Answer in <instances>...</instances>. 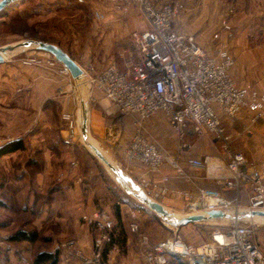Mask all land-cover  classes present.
<instances>
[{"label": "built area", "instance_id": "built-area-1", "mask_svg": "<svg viewBox=\"0 0 264 264\" xmlns=\"http://www.w3.org/2000/svg\"><path fill=\"white\" fill-rule=\"evenodd\" d=\"M111 7L122 15L130 14L135 8L145 27L129 33L132 52L127 56L124 69L109 63L100 73L87 74V84L99 90L119 116L130 119L133 134L124 145V154L128 161L144 165L148 174L132 186L126 179L121 181V188L134 196L135 188L143 190L150 201L161 204L166 211L163 202L170 194L177 195L184 202L180 217L212 210L233 217L224 218L232 221L227 230L213 229L208 239L199 245L183 239L175 226L171 227L172 235L154 243L142 235L140 246L145 263L264 264V255L253 239L254 231L242 222L241 216L244 211L264 212V169L250 165L244 154L236 152L232 146L234 138L251 135L252 126L264 118V93L237 84L232 76L235 59L227 40L233 37L232 25L227 18H222L218 30L212 34L215 40L212 51L206 52L194 35L177 30L175 23L184 10L180 1L111 0ZM7 59L5 55L4 60ZM22 62L71 76L66 67L47 52L30 53ZM242 109L253 116L248 125L233 135L222 123L220 114L234 119ZM157 114L167 118L180 151L190 147L185 140L190 130L198 135H211L221 146L223 164L212 167L207 156L189 158L186 166L181 164L176 154L149 137L145 129V123ZM62 118L67 123L68 139L82 142L81 121L79 123L69 113L62 114ZM106 132L108 135L115 132L113 126H108ZM5 141L0 137V146ZM187 167L203 169L206 176L213 177L224 191H233L235 197L230 198L213 188L200 187L196 192H189L166 186L170 177L163 175V170L170 168L177 177L190 181L193 176ZM155 174L160 175L159 179L154 178ZM242 192L247 193L248 204L240 210L238 198ZM84 221L98 231L91 253L77 248L72 240L62 244V249L83 264H104L102 249L113 240V220L106 211L94 210ZM130 228L136 232L137 223L132 222Z\"/></svg>", "mask_w": 264, "mask_h": 264}, {"label": "crops", "instance_id": "crops-1", "mask_svg": "<svg viewBox=\"0 0 264 264\" xmlns=\"http://www.w3.org/2000/svg\"><path fill=\"white\" fill-rule=\"evenodd\" d=\"M206 1L202 0L201 3ZM227 7L222 13L215 10L212 14H206L205 11L199 13L194 8L186 9L176 21L175 26L182 33L195 35L198 41L206 44L205 47L200 43L202 48L210 52L215 42L212 34L218 30L219 21L225 15L233 27V37L227 39L228 49L235 57V63L231 68L232 76L237 84L255 88L264 93V0H236L235 4L229 6L231 12L230 10L227 12ZM141 25L144 28L142 21ZM207 36L209 43L205 40ZM80 67L82 68L81 65ZM85 85L87 84L75 83L71 76L59 75L47 69L35 66L25 67L20 63H1V133L8 138L5 142L18 138L23 139L24 148L4 154L0 160L20 156L21 160L30 158L29 162L33 163L35 159L39 163V168L34 174L39 190L49 189L48 192L55 193V206L60 212L64 209L68 211L67 220L69 222L79 224L81 213L84 216L90 215L97 205L103 204L106 212L115 221V233L118 230L122 232V229H125L123 215L129 210L127 204L133 199L137 201L136 196L122 188L126 193L125 197H117L116 186L108 180L102 183L103 194H96L94 189L91 195L89 193L82 195L83 200H80L81 192H78L80 177H77L79 162L73 159L77 147L74 142L66 138L67 130L61 118L62 113H70L72 116L80 114L82 140L86 147L88 144H93L95 147L102 144L106 148L110 147L113 154L116 149H120L118 156L124 162L123 172L129 175L127 181L130 186L137 184L139 179L148 174L144 165L128 161L125 157L124 145L130 139L125 136V131L132 128L131 124L123 122L119 116L115 115L114 105L105 99L99 90L93 87L87 88ZM220 115L222 123L233 135L242 126L248 125L253 116L246 109L240 110L234 119ZM110 121L115 132L108 135L106 127ZM252 128L254 130L251 135L243 134L234 138L232 146L236 152L244 154L250 165L264 169V118L258 120ZM145 129L149 137L176 154L181 164L185 166L189 158L204 156L210 159L213 166L223 164L220 144L212 139L214 148L206 151L208 144H206L204 135L194 134L192 130L185 138L190 147L180 151L177 137L171 130L167 118L162 114H157L147 121ZM88 149L91 151L90 147ZM104 157L111 163L113 162L108 155L104 154ZM220 170L222 171V168ZM187 171L193 176L190 181L177 177L170 168L161 173L169 175L166 186L173 190L196 192L200 187L213 188L220 190L230 198L235 197L233 191H224L213 177L206 176L203 169L187 167ZM159 176L155 174L154 178L159 179ZM51 178H53L52 181ZM49 182H53V185L48 188ZM242 196L238 198V202ZM163 204L167 209L177 211L179 215L184 208L182 199L174 194H170ZM140 206L143 208L141 204ZM143 211L150 214L145 209ZM70 213L71 218H69ZM62 215L60 213V217ZM61 220H64L63 216ZM213 220L201 222H212Z\"/></svg>", "mask_w": 264, "mask_h": 264}, {"label": "rangeland", "instance_id": "rangeland-1", "mask_svg": "<svg viewBox=\"0 0 264 264\" xmlns=\"http://www.w3.org/2000/svg\"><path fill=\"white\" fill-rule=\"evenodd\" d=\"M156 1L158 3L180 1L184 5L183 13L186 9L194 8L199 13L205 11L206 14H212L215 10L222 13L226 6H228L227 12H229V6L236 2V0H207L205 3H201L202 0ZM223 17L227 18L225 15ZM141 21L143 24V19L135 8L128 15L114 12L111 7V0H14L0 9V48L2 46L11 47L7 50L8 59L2 63H20L25 67L35 66L46 70L47 68L42 66H28L22 62V58L30 55V53L35 55L44 53L31 47L17 45L22 41L35 39L61 47L82 66L89 76L97 74L109 63H115L119 69H124L127 56L132 52L129 33L137 28L143 29ZM205 38L209 43V37ZM195 39L197 40L196 37ZM198 43L200 45L201 42L198 41ZM201 45L206 47V44L201 43ZM85 86L90 89L92 87L88 84ZM115 115L119 116L117 111ZM73 118L78 122L81 120L80 114L73 115ZM119 118L123 122L126 121L131 124L127 117L119 116ZM116 120L117 118L114 119L115 122ZM63 121L67 129V123L64 119ZM111 123L110 121L106 130L108 126L112 125ZM80 124V129H82V124ZM1 126L0 121V137L7 140L8 138L1 133ZM130 128L125 131L127 137H131L133 134L132 128L131 130ZM203 135L206 144H208V147L205 148L206 151L213 149L211 135L206 133ZM66 138L69 140L68 137ZM74 143L77 149H75L73 159L79 162L77 177H80L78 180L80 182L78 190L81 192L79 194L80 200H83L82 195L88 193L91 195L94 189L96 194H103L102 183L108 180L116 186V196L125 197L126 193L119 185L129 175L123 172L124 162L118 156L120 149H116L117 151L115 150L113 154L110 147L106 148L102 144H98L100 147L98 149L102 150L113 161V164L110 162L112 167L106 166L93 155L92 151L91 154L83 141L77 139ZM27 161L29 162L30 158L21 160L20 156L0 160V264H33V260L39 251L57 253L56 264H83L68 254L67 251H64L61 245L72 240L77 248L85 253H91L98 231L84 221L89 214L84 216L81 213L79 224L69 222L67 220L68 211L64 209L63 212H60L55 206V193L48 192L49 189L39 190L38 182L34 176L39 168V163L35 159L33 163H27ZM211 166H213L212 163ZM52 180L53 178H51ZM47 185L49 188L53 182H49ZM240 196L242 199L239 200V208L242 210L248 204L247 193L242 192ZM128 198L131 199V197ZM135 200L138 203L133 199L131 203L128 202L127 204L129 210L123 215L125 229H122V232L118 230L115 233L113 229L116 224L111 217L114 238L110 244L103 246L104 264H146L142 258L140 237L146 235L150 242L154 243V241L172 235L171 227L174 226L169 222L168 219H171L169 216L164 219L143 205L138 197ZM143 209L149 210L150 214ZM95 210L106 211L103 204L97 205ZM168 211L172 218H181L174 209H168ZM132 212L136 215L134 216ZM60 213L61 215L63 213L64 220H61ZM241 216L242 222L254 231V242L260 247L264 255L263 217L258 214L250 215L249 212L245 211L242 212ZM71 217L70 213L69 218ZM132 222H136L138 225L136 232L130 228ZM231 223L230 219H222L212 222L190 223L179 229L174 228L183 239L194 245H199L208 239L213 229L227 230ZM20 229L36 232L38 238L35 242L11 240L10 235Z\"/></svg>", "mask_w": 264, "mask_h": 264}, {"label": "water", "instance_id": "water-1", "mask_svg": "<svg viewBox=\"0 0 264 264\" xmlns=\"http://www.w3.org/2000/svg\"><path fill=\"white\" fill-rule=\"evenodd\" d=\"M14 0H0V9L5 7L7 4L10 2H13ZM17 45L27 47V48H34L36 50L42 51V52H47L51 56H53L54 59H56L59 63H62L68 72L70 73L73 81L77 84H84L88 82V77L87 73L80 67V65L74 61L61 47L49 43L47 41H40V40H35V39H30L26 41H22L20 43H17ZM11 49L9 46H2L0 48V64L4 62V57L7 52V50ZM88 147H90L93 155H95L100 161H102L106 166H112L110 161L106 160L102 152L98 149V147H95L93 144H88ZM91 151H89L91 153ZM91 153V154H92ZM113 167V166H112ZM128 180V179H126ZM133 184V183H132ZM137 193L135 194L136 197H138L143 205H145L149 210L152 212L154 211L157 215L163 217L164 219H167L169 216V212L165 210V208L155 202V201H150L143 190H140L139 188H135ZM250 215H262L264 216L263 211H252L249 212ZM224 219V218H233L230 214H225L224 212L220 210H212L207 212L206 214H198V215H188V216H183L179 219H168L169 222L175 226V227H180L185 224L189 223H198L201 221H208V220H213V219Z\"/></svg>", "mask_w": 264, "mask_h": 264}, {"label": "trees", "instance_id": "trees-1", "mask_svg": "<svg viewBox=\"0 0 264 264\" xmlns=\"http://www.w3.org/2000/svg\"><path fill=\"white\" fill-rule=\"evenodd\" d=\"M23 148H24V141L21 138H18L17 140L4 142L3 145L0 146V157L3 156L4 154L15 152ZM9 238L13 241L27 240L30 242H35V240L38 237L36 232H29L20 229L19 231H16L13 234H11ZM57 260H58L57 253L48 252V251H39L33 260V264H56Z\"/></svg>", "mask_w": 264, "mask_h": 264}, {"label": "bare ground", "instance_id": "bare-ground-1", "mask_svg": "<svg viewBox=\"0 0 264 264\" xmlns=\"http://www.w3.org/2000/svg\"><path fill=\"white\" fill-rule=\"evenodd\" d=\"M4 55H8V54H7V52H6V54H4ZM80 138L82 139V135H81V137H80ZM85 146H86V145H85ZM168 212H169V211H168ZM260 216H261V217H263V221H264V216H262V215H260ZM169 217H170L171 219H174V218H172V217H171V215H170V214H169Z\"/></svg>", "mask_w": 264, "mask_h": 264}]
</instances>
